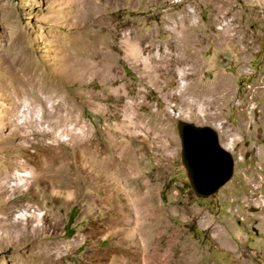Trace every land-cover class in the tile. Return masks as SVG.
<instances>
[{
	"label": "rangeland",
	"instance_id": "1",
	"mask_svg": "<svg viewBox=\"0 0 264 264\" xmlns=\"http://www.w3.org/2000/svg\"><path fill=\"white\" fill-rule=\"evenodd\" d=\"M258 6L0 0V264H264ZM177 120L213 129L232 157L211 198L190 190ZM81 151L88 181L94 159L120 172L101 185L118 189L123 209L109 219L122 220L98 238L61 231V212L38 207L35 176L49 170L39 158L78 162ZM75 160L55 166L68 188Z\"/></svg>",
	"mask_w": 264,
	"mask_h": 264
},
{
	"label": "crops",
	"instance_id": "2",
	"mask_svg": "<svg viewBox=\"0 0 264 264\" xmlns=\"http://www.w3.org/2000/svg\"><path fill=\"white\" fill-rule=\"evenodd\" d=\"M255 1L259 5L258 8L264 11V0ZM83 153L84 151L75 154L79 156L78 162L74 159V156L70 157V154L65 155V160L58 157L47 158L43 156L39 158V167L44 165L49 170H44V173L41 172L39 176L34 175L38 188V207H42L43 211L61 212L65 218L60 225L61 231L67 230L73 234H87L98 238L114 232L113 228L115 226L119 227V220H122V216L119 215L111 216L114 219H109L110 211L118 210V206L123 209V199L118 200L117 198L118 189L106 190L101 185L102 177L104 181L109 180V176L105 177L107 173H110L112 177H118L120 172L116 169L115 173L114 165L110 163L112 159H94L97 162L98 169L93 173L95 177L88 181V174L81 167L85 158ZM74 160L79 165L75 168L73 186L68 188L65 185L70 181L72 182L73 178L71 180L69 178L71 174H67L68 176L64 174L63 180H60L55 166L62 163L69 164ZM66 177H68V180ZM110 194L116 195L110 196V198ZM99 244L102 245L103 241L101 240Z\"/></svg>",
	"mask_w": 264,
	"mask_h": 264
},
{
	"label": "water",
	"instance_id": "3",
	"mask_svg": "<svg viewBox=\"0 0 264 264\" xmlns=\"http://www.w3.org/2000/svg\"><path fill=\"white\" fill-rule=\"evenodd\" d=\"M175 130L179 141L180 164L184 170L192 194L197 199H206L215 196L218 190L225 185L232 176V157L220 146L217 133L210 127L194 126L191 123L177 120L175 121ZM195 132H201V134H203L202 136L206 138L210 147L209 152L211 157L222 161L224 168L219 174L213 171V168L217 169L215 166H209L208 173H206L207 170L206 172L203 169L202 171L199 170L200 168L198 167L200 162L198 164L197 161L200 154L198 151V157L195 160V151L192 142L198 137Z\"/></svg>",
	"mask_w": 264,
	"mask_h": 264
},
{
	"label": "bare ground",
	"instance_id": "4",
	"mask_svg": "<svg viewBox=\"0 0 264 264\" xmlns=\"http://www.w3.org/2000/svg\"><path fill=\"white\" fill-rule=\"evenodd\" d=\"M170 68H171V65L170 64L167 65V69L166 70H168L169 74L172 73V71H171ZM195 133H197V136L198 137L195 140H193L192 142H193L194 151H195L194 152L195 153L194 154L195 155V160L198 157L197 156V152L198 151H199V154H200V155L198 154L199 157H198V161H197L198 164L200 162L199 167H198V168H200L199 170L202 171V169H203L205 172L207 170L206 173H208L209 166H211V167L212 166H215V167H217V169L216 168H213V171H216L219 174L223 170V168H224V165L222 164V161L219 160V159H217V158H212L211 157V154L209 152V150H210L209 148L210 147H209V144H208L206 138L202 136L203 134H201V132H195ZM197 149H199V150H197ZM204 171H203V173H204ZM21 176L24 177V178L25 177L26 178L28 177L27 174H24V175H21ZM20 182H23V180H21Z\"/></svg>",
	"mask_w": 264,
	"mask_h": 264
}]
</instances>
